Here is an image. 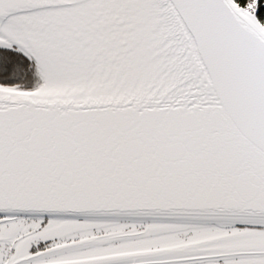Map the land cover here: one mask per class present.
Returning a JSON list of instances; mask_svg holds the SVG:
<instances>
[{"label": "water", "instance_id": "1", "mask_svg": "<svg viewBox=\"0 0 264 264\" xmlns=\"http://www.w3.org/2000/svg\"><path fill=\"white\" fill-rule=\"evenodd\" d=\"M12 45L68 79L0 84V222L264 227V32L233 0H0Z\"/></svg>", "mask_w": 264, "mask_h": 264}, {"label": "rangeland", "instance_id": "2", "mask_svg": "<svg viewBox=\"0 0 264 264\" xmlns=\"http://www.w3.org/2000/svg\"><path fill=\"white\" fill-rule=\"evenodd\" d=\"M2 60L0 56V63ZM15 72L19 74L23 71ZM102 74H105L104 70ZM26 75L27 81L18 86H5L16 89H22L19 85L32 87L29 90L42 86L45 88L46 80L34 68H30ZM74 78L77 79L78 75ZM61 87L56 85L50 89ZM18 217L0 223V264H5L8 255L12 260L19 259L30 255L34 248L39 253L30 260L31 264L56 263L70 258H96L122 252H145L166 247L175 249V252L156 257L169 259L163 264L185 263L179 260L200 257H208V260L186 264H264V227L260 226ZM44 247L46 250H41ZM161 263L153 260L146 264Z\"/></svg>", "mask_w": 264, "mask_h": 264}, {"label": "trees", "instance_id": "3", "mask_svg": "<svg viewBox=\"0 0 264 264\" xmlns=\"http://www.w3.org/2000/svg\"><path fill=\"white\" fill-rule=\"evenodd\" d=\"M240 6H248L251 3L258 2L257 6V15L264 21V0H234ZM0 56L3 60L0 63V84L18 86V84L23 83L26 75L30 68L34 70L39 75V69L36 65L34 59L24 52L22 49L16 46H10L8 48H0ZM18 68V69H15ZM12 69V70H10ZM23 71L22 73H16L15 71ZM4 74V76L2 75ZM21 78V79H20ZM24 79V80H23ZM24 90H29L30 86L19 85Z\"/></svg>", "mask_w": 264, "mask_h": 264}, {"label": "flooded vegetation", "instance_id": "4", "mask_svg": "<svg viewBox=\"0 0 264 264\" xmlns=\"http://www.w3.org/2000/svg\"><path fill=\"white\" fill-rule=\"evenodd\" d=\"M3 217L2 216H0V219H2ZM13 219H19V217H9L8 219H6V220H4V221H2V222H0V223H4V222H7V221H10V220H13ZM30 219V218H29ZM46 247H44V248H41V250H46L45 249ZM167 248V247H166ZM159 249H164V248H159ZM153 250H155V249H153ZM39 250L36 248H34L33 249V251H31V254L30 255H28V256H26V257H21V258H15V259H10V255H8V257H7V260L4 262L5 264H31V262H30V260L32 259V258H34V256H35V254L36 253H39L38 252ZM40 252H42V251H40ZM125 253H130V252H125ZM120 254H124V252H122V253H114V254H111V255H120ZM31 256H33V257H31ZM39 256V255H38ZM106 256H109V255H106ZM103 257V256H102ZM94 258V257H93ZM208 258V257H207ZM207 258H204V257H200V258H194V259H188V260H179V262H185V263H179V264H186V263H188V262H191V261H196V260H208ZM88 259V258H87ZM220 259H222V258H220ZM75 260H83V259H77V258H70V259H68V260H65V261H58V262H66V261H75ZM154 260V262H159V261H161L162 263L161 264H163V262H165V261H167V260H169V259H167V258H161V259H158V258H156V257H153V258H146V259H144V260H133L132 262H134L135 264H138L139 262H144L143 264H146V263H148V262H150V261H153ZM121 263H125V264H129L130 262H128V261H124V262H121ZM133 263V264H134ZM48 264H51V263H48ZM178 264V263H177ZM211 264H213V263H211ZM217 264V263H216Z\"/></svg>", "mask_w": 264, "mask_h": 264}, {"label": "bare ground", "instance_id": "5", "mask_svg": "<svg viewBox=\"0 0 264 264\" xmlns=\"http://www.w3.org/2000/svg\"><path fill=\"white\" fill-rule=\"evenodd\" d=\"M234 4L237 7V9L240 12H242L244 15H249V12L243 6H240L235 2ZM90 9H92V5L90 6ZM262 31L264 32L263 28ZM42 62L43 65L40 66V69L38 68L39 69L38 71L46 80V84L44 85L45 88L50 89L52 86H56V85L63 86L66 82V78L68 79V77L66 75L63 76L62 74L59 75V72L55 71V65L53 63L45 62V61Z\"/></svg>", "mask_w": 264, "mask_h": 264}, {"label": "built area", "instance_id": "6", "mask_svg": "<svg viewBox=\"0 0 264 264\" xmlns=\"http://www.w3.org/2000/svg\"><path fill=\"white\" fill-rule=\"evenodd\" d=\"M258 4V2H256V4L255 5H248L247 7H245L247 10H248V12H250L257 20H258V22L260 23V25L263 27V29H264V21H261V20H259V18H258V16H257V5Z\"/></svg>", "mask_w": 264, "mask_h": 264}]
</instances>
